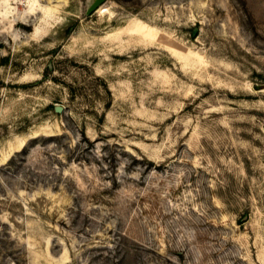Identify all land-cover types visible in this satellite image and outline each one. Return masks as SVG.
Instances as JSON below:
<instances>
[{
    "label": "rangeland",
    "instance_id": "rangeland-1",
    "mask_svg": "<svg viewBox=\"0 0 264 264\" xmlns=\"http://www.w3.org/2000/svg\"><path fill=\"white\" fill-rule=\"evenodd\" d=\"M0 0V264H264V0Z\"/></svg>",
    "mask_w": 264,
    "mask_h": 264
},
{
    "label": "water",
    "instance_id": "water-1",
    "mask_svg": "<svg viewBox=\"0 0 264 264\" xmlns=\"http://www.w3.org/2000/svg\"><path fill=\"white\" fill-rule=\"evenodd\" d=\"M106 0H94L92 5L89 7L87 14L91 15L105 2Z\"/></svg>",
    "mask_w": 264,
    "mask_h": 264
}]
</instances>
